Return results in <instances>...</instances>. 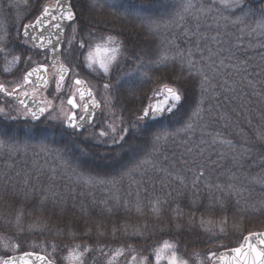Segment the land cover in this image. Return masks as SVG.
Returning <instances> with one entry per match:
<instances>
[{
	"label": "snow or ice",
	"instance_id": "1",
	"mask_svg": "<svg viewBox=\"0 0 264 264\" xmlns=\"http://www.w3.org/2000/svg\"><path fill=\"white\" fill-rule=\"evenodd\" d=\"M23 4L25 11L31 10L30 0ZM36 5L34 19L20 24L14 34L7 27L0 32V57L9 65L3 68L5 73L22 62L36 65L24 71L11 90L0 83V93L16 100L32 119L58 120L77 136L87 127H96L93 122L101 101L80 77L78 67L103 81L102 99L109 109L114 99L111 93L127 78L139 75L157 87L145 92L140 107L127 117L118 114L119 128L101 122L100 130L86 138L94 143L80 149V160L70 161L61 150L44 145L28 158V146L0 140V152L26 157L0 169V226L14 228L18 234H60L66 228L72 238L77 228L85 237H91L93 229L98 237H116L118 231L145 236L150 222L152 231L179 232L195 225V209L203 204L202 197L207 201L206 212L221 213L217 221L203 215L199 219V227L214 236L213 229L225 233L229 210L241 217L249 209L264 215V11L260 20L249 22L236 14L243 10L245 0H177L167 18L138 17L131 27L117 28L113 21H128V17L121 16L108 0H36ZM0 7L11 11L19 7V0H3ZM66 30L71 39L65 44ZM101 51L106 53L102 58ZM61 57L69 63H62ZM49 63L60 65L53 82L55 95L64 92L67 97L60 100L59 117L52 112L53 101L40 98V88L49 87ZM190 99V111H184ZM0 116L17 118L4 107ZM167 116L182 117V127L174 132L148 131L146 122ZM99 146L106 151H92ZM129 153L135 160L110 179L93 174L83 159L91 154L119 163L118 157ZM96 190H107L108 195L97 197ZM185 193H189L192 211L182 225L180 218L186 214L176 201ZM253 195L260 199L249 204ZM168 210L172 219L164 223L163 213ZM25 216L32 218L27 226ZM134 216L144 223L131 225ZM106 220L123 223L108 231ZM57 223L64 228L56 227ZM21 247V243L6 246L0 264H55V244L33 242L24 251ZM220 247L224 250L208 252L201 264H264V232H248L236 246ZM127 248L135 253L131 245ZM93 251L108 255L104 245L94 249L76 244L66 259L86 264ZM110 251L108 264H117L126 249ZM178 252L176 240H164L152 249L155 264L162 260L189 264ZM132 262L150 264L147 255L138 259L133 254Z\"/></svg>",
	"mask_w": 264,
	"mask_h": 264
},
{
	"label": "trees",
	"instance_id": "2",
	"mask_svg": "<svg viewBox=\"0 0 264 264\" xmlns=\"http://www.w3.org/2000/svg\"><path fill=\"white\" fill-rule=\"evenodd\" d=\"M51 0H49L50 2ZM12 0H9L11 3ZM32 5L31 10L25 11L23 0H19V7L8 10L7 7H0V32L7 27L8 31L14 34L15 29L20 26L22 23H28L30 20L34 19L37 14V5L36 0H30ZM108 3L113 5L115 10L121 16H127L128 21L124 20H114L113 24L115 27H131L135 22V19L138 17L152 16L155 18H167L173 14V11L176 7L177 0H108ZM0 4H3V0H0ZM264 11V3L258 4L253 0H245V6L242 11H237V15L247 17L249 22L258 21L261 19V12ZM94 14V13H93ZM227 14V13H226ZM7 16L5 21L4 17ZM106 15V14H105ZM70 37V31L67 34V39ZM15 54V53H14ZM29 54H32L29 52ZM11 60V56L8 58ZM34 60L41 61L40 57L34 56ZM65 59V58H64ZM68 63L69 61L65 59ZM9 66L5 64V61L0 57V76L1 78L10 83L11 81L19 80L24 71H27V67L22 62L19 66L13 68L12 72L5 73L3 68ZM130 67V65L128 66ZM92 79H97L99 82L103 81L91 73L90 76ZM115 83V81H113ZM157 87L156 84L151 82L144 81L139 75H134L126 80L122 81L121 84L116 85L113 90L116 106L119 113L123 112L125 117H127L129 111L139 108L141 101L145 92H148L150 88ZM162 87V85H160ZM191 104V99L188 105H185L184 111H190L189 105ZM12 116H15L14 113H11ZM16 119L6 118L0 116V140H4L8 143H13L18 146H28V158L33 154V151H39L41 145L47 146L52 150H61L66 154V158L70 161H76L81 159L80 149L86 145H91L94 142L86 139V135L95 128L87 130L82 135H74L71 130L66 129L63 124H56L52 121L44 118L39 122H34L33 120L23 119L22 117L16 116ZM100 117V115H99ZM99 117L97 122L99 121ZM182 117H161L154 121L146 122V127L148 131H168L174 132L176 129L182 127ZM96 122V124H97ZM93 152L99 151L101 154L106 151L105 146H99L96 149L92 150ZM26 157L23 153L17 154L15 156H9L8 153L0 152V169L5 168L7 164H16L22 162ZM83 159L87 160V168L93 172V174H99L104 178H111L116 173L120 172L121 169L128 165L129 161H134L135 156L129 153L127 156H124L123 159L118 157L119 163L113 161H102L95 159L91 154L88 157ZM252 171H258V169H253ZM256 191H259V186H256ZM95 195L97 197H102L108 195L107 190H96ZM189 193H185L183 197L177 199V203L180 204L181 208L185 212V216L180 218V223L182 225L187 221V213L192 211L189 207V201L187 199ZM258 199L259 196L253 195L249 198L248 203L253 204ZM203 204L197 206L195 209L196 221L195 225L191 228L184 226L180 229L179 232L174 230L166 231H152L154 225L149 223L148 231L145 236H135V235H123L121 232H117L116 237L106 235L104 237H98L95 234V229H93V235L91 237H85L79 234L77 231V236L75 238L67 235V229L56 234L55 232H45L43 234L32 231H25L23 233H17L14 228H4L0 226V234L8 235L11 238H15L21 245H31L33 242L37 245H50L55 244L59 250L65 251V248L72 247L76 244L91 245L94 249L99 245H104L105 252H111L121 246H124L125 249H128L127 246L131 245L132 249H135L142 254H151L152 249L160 246L164 240H176L179 241V254L189 261L192 259L193 253H199L200 255H206L209 251H212L214 248L218 247V252L224 250L220 247L221 244L227 247H234L239 243L241 235H246L248 232H260L264 231V215L259 213L253 214L251 209L249 212L241 217V214L238 212H233L229 210L227 215L229 218L228 225L226 226V231L223 234L218 233L217 229L213 231L217 232V235H212L210 232L204 231L203 228L199 227V219L201 215L204 218L212 219L213 221L219 220L221 215L219 210L214 212H206L204 204L207 203L206 199H203ZM243 206V201L241 202ZM175 207V204L172 205ZM164 223H169L172 219L171 211H165L163 213ZM32 222V218L25 216L23 223L27 226ZM123 223V221H105L106 229L110 231L111 227L115 224L118 228ZM144 223L143 219H138L137 217H132L130 224L133 226H139ZM236 227H233V225ZM162 227L163 225H159ZM56 227L64 228L63 224L57 223ZM131 232V228L129 229ZM16 241V242H17ZM211 241V242H209ZM22 248V247H21ZM26 248V247H25ZM23 249V248H22ZM28 249V248H26ZM36 250V249H35ZM93 253H99V251H93ZM94 257V256H92ZM56 260H59L55 258ZM59 263H64L63 261H57Z\"/></svg>",
	"mask_w": 264,
	"mask_h": 264
},
{
	"label": "rangeland",
	"instance_id": "3",
	"mask_svg": "<svg viewBox=\"0 0 264 264\" xmlns=\"http://www.w3.org/2000/svg\"><path fill=\"white\" fill-rule=\"evenodd\" d=\"M54 2H55V0H51L50 1V3H54ZM68 39H71V36ZM74 47H75V43H74ZM105 55H106V53H104L103 51H101L99 53V56L101 58L104 57ZM63 61H64L65 64H68V62L64 58H63ZM37 62L39 63L41 61H37ZM33 66H36V65L35 64H27V65H25V67H27V69H30ZM77 71L80 73V77L81 78H83V79H85V80H87L89 82V84L92 87L93 91L95 92L97 98L103 104V108H102V110L100 112L99 121L97 122L96 127L92 130L91 133L89 132L86 135L85 138L89 137L90 134L97 133L100 130L101 122H103L104 124H113L114 126L119 128V126H120V120L118 118L119 111H118V108L116 106L115 98L113 99L112 107L110 109L106 108L104 106L103 99H102L103 94H104V90L101 87L102 83L99 82L95 78L92 79L90 77L91 76L90 70H87L86 68L78 67ZM57 73H58V67L52 68L51 66H49L50 86L48 87L47 90L40 89V92L43 93V95L40 96V98L41 99L52 100L53 101L52 112L59 117L61 115L60 112H59L60 100L61 99H65L66 100L67 97L65 96L64 92H61L59 97H57L55 95V93H54L53 82L57 79ZM20 79L19 80H15V81H11L10 83H7L0 76V83L5 84V86L8 87L9 90H11V88L16 83L20 82ZM28 87H29V89L31 88V86H28ZM67 88H68V81H67V83L65 85V90H67ZM111 94L114 97L113 92ZM0 107H4L6 111L10 112V114L14 113L15 116L22 117L23 119L32 120V118L27 113H24V110L22 108H20L17 104L13 103L7 96H5V95H3L1 93H0ZM64 109L66 111L69 110L67 104L64 105ZM17 110L19 111V114H18ZM50 121H52L53 123H56V124H61L58 120H50ZM88 140L91 141V142H94L92 139H88ZM16 241L17 240H15V238H11L8 235L0 234V255H5L6 254V246L14 244V243H19L18 241L17 242ZM28 246H30V244L29 245H22L23 249L21 248V251L28 250V249H26V248H28ZM72 247L65 248V251H63V253H62V251L59 250V248H57V246H56V252L53 255L55 256V258L63 261L64 263H59V262H57L59 260L55 259V264H75V262L73 260L66 259V257L69 256V251L71 250ZM36 250H40V249L37 248ZM47 250H48L49 253H51V248L50 247H48ZM211 252H218V247L214 248ZM107 253H108V255H104V254H102L100 252L99 253H93V252L89 253L87 258H86V264H108V259H109V257L111 256L112 253L111 252L110 253L107 252ZM7 254H12V253H7ZM133 254H137V258L138 259L142 255H147V256H149L150 264H155V258H154V254L153 253H151L149 255L148 254H142V253H139L136 250H135V253H133V252H131L128 249H126L125 255L118 259L117 264H130L131 256ZM165 255H167V253H165ZM192 255L193 256H192L191 261L188 260L189 264H201V260H204L207 254L206 255H200L199 253H193ZM92 256H94V257H92ZM132 264H135V262H132ZM161 264H167V261L166 260H162Z\"/></svg>",
	"mask_w": 264,
	"mask_h": 264
},
{
	"label": "water",
	"instance_id": "4",
	"mask_svg": "<svg viewBox=\"0 0 264 264\" xmlns=\"http://www.w3.org/2000/svg\"><path fill=\"white\" fill-rule=\"evenodd\" d=\"M255 1L258 2V3H261V2H263L264 0H255ZM66 32H67V30L64 32V36H65V33H66ZM61 62L63 63V61H62V57H61ZM50 65H51V64H50ZM57 65L60 67L59 64H57ZM57 65H56V66H57ZM51 66H52V65H51ZM56 66H55V67H56ZM52 67H53V66H52ZM48 79H49V68H48ZM9 98H10L11 100H13L14 102H16V103L19 105V103H18L16 100H14L12 97H9ZM100 109H101V107H100ZM100 109L97 110V114H98V112H99ZM29 115H30V114H29ZM42 118H43V117H41L39 120H41ZM37 121H38V120H37ZM93 123H94V122H93ZM87 128H89V127H87ZM87 128H86V129H87ZM86 129H85V130H86ZM85 130H84V131H85ZM84 131H83V132H84ZM263 232H264V231H263Z\"/></svg>",
	"mask_w": 264,
	"mask_h": 264
}]
</instances>
